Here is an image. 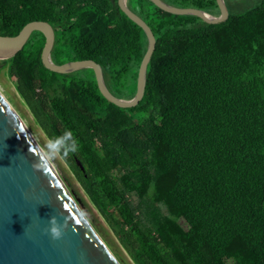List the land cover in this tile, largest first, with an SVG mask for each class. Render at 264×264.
<instances>
[{
	"label": "trees",
	"instance_id": "1",
	"mask_svg": "<svg viewBox=\"0 0 264 264\" xmlns=\"http://www.w3.org/2000/svg\"><path fill=\"white\" fill-rule=\"evenodd\" d=\"M163 1L222 14L218 0ZM248 1L210 24L128 0L157 38L132 108L103 97L92 68L48 69L41 32L0 58L48 138H77L64 159L133 264H264V0ZM34 21L53 26L55 63L93 60L134 98L149 37L118 0H0L1 36Z\"/></svg>",
	"mask_w": 264,
	"mask_h": 264
},
{
	"label": "water",
	"instance_id": "2",
	"mask_svg": "<svg viewBox=\"0 0 264 264\" xmlns=\"http://www.w3.org/2000/svg\"><path fill=\"white\" fill-rule=\"evenodd\" d=\"M162 10L176 15H196L210 24L229 18L225 0H218L222 10L214 16L203 10L180 8L163 0H151ZM120 8L149 37V50L140 66L137 93L126 100L114 96L103 80L102 70L95 61L55 63L52 51L55 30L45 21L29 23L17 36L0 35V58L14 57L21 52L33 34L41 32L46 43L42 51L43 64L50 70L68 73L92 68L100 93L121 108L136 107L146 95L148 70L157 49V38L150 25L128 7V0H118ZM39 143L23 118L0 92V264H120L105 240L85 216L80 199L69 190L55 166L47 174L32 167L35 157L30 146ZM84 171L81 160L76 159ZM61 222L66 217L68 228L60 239H53L50 217Z\"/></svg>",
	"mask_w": 264,
	"mask_h": 264
},
{
	"label": "rangeland",
	"instance_id": "3",
	"mask_svg": "<svg viewBox=\"0 0 264 264\" xmlns=\"http://www.w3.org/2000/svg\"><path fill=\"white\" fill-rule=\"evenodd\" d=\"M248 2V0H225L226 5H228L229 8L236 7V12L238 13L246 11L248 8ZM0 92L9 101L11 106H13L20 114L24 122L28 125L36 139L39 141L40 145H44L49 140L48 136L36 122L35 116L18 93L15 78L11 77L7 67L2 64H0ZM53 165L75 198L85 201L86 206L85 204L81 205L85 216L99 233L101 238L106 241L108 247L114 255L117 257L116 253L119 254L120 257H117L119 263L122 264L123 262L124 264H133L130 256L114 235L109 223L106 222V219L102 217V215L87 198L79 180L72 170V167L66 162L63 156H60L57 160H55Z\"/></svg>",
	"mask_w": 264,
	"mask_h": 264
},
{
	"label": "clouds",
	"instance_id": "4",
	"mask_svg": "<svg viewBox=\"0 0 264 264\" xmlns=\"http://www.w3.org/2000/svg\"><path fill=\"white\" fill-rule=\"evenodd\" d=\"M69 141L71 144L69 145ZM79 150V142L74 138L70 130H65L61 135L49 139L44 145L34 142L29 151L35 157L32 167L36 171L47 174L49 168L53 167L54 161L60 156L68 158ZM50 227L46 231L50 232L53 239H60L64 231L68 228V220L65 217L63 222L57 216L50 217Z\"/></svg>",
	"mask_w": 264,
	"mask_h": 264
}]
</instances>
